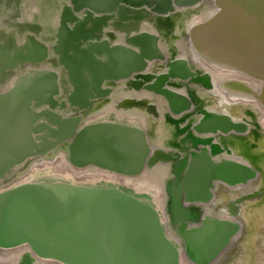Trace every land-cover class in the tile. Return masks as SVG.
I'll use <instances>...</instances> for the list:
<instances>
[{
	"label": "water",
	"instance_id": "water-1",
	"mask_svg": "<svg viewBox=\"0 0 264 264\" xmlns=\"http://www.w3.org/2000/svg\"><path fill=\"white\" fill-rule=\"evenodd\" d=\"M68 1L62 7L60 26L54 34L56 45L50 46L71 87L64 101L55 99L61 91L58 73L35 68L48 61L49 46L30 37L24 45L12 42L11 48L0 50V58L7 55L14 58L5 60L11 70L26 64L33 67L16 78L9 89L0 91V180L15 166L60 145L73 166L93 165L121 176H137L146 164L150 165L151 159L157 161L156 157L149 159L150 135L137 127L111 121L84 124L79 115L64 116L53 111L65 109L66 102L85 110L95 97L107 94L108 90L102 88L103 81L131 78L133 74H141L148 61L162 58L158 38L151 34L126 38L125 42L138 50L105 43L103 46L98 42L102 28L96 31V37L75 35V26L82 21L76 14L86 11L84 14L91 19L84 24L87 31L92 19H96L94 16L100 14L109 20L115 13L122 21H129V15L122 18L127 11L119 12L121 4L138 8L140 13L148 8L165 14L173 12L175 6L192 5L199 0H160L161 5L155 6L142 0H98V4L91 0ZM215 3L218 12L213 17L187 30L192 43L195 31L202 28L205 33L199 45L192 44L193 50L211 65L234 69L262 81V91L250 94L264 107V0H215ZM94 39L96 44L91 43ZM99 46L102 49L98 50ZM103 53L106 62L101 59ZM175 63L189 71L186 61L175 59L168 64V71L156 78L169 76V82L189 77L184 75L186 72L172 70ZM151 76L143 75L144 81H151ZM161 87L168 109L176 106L178 110L185 109L186 104L177 105L165 94L176 93L166 84ZM176 96L188 102L182 95ZM169 113L175 116L174 112ZM192 130L197 131V136L190 140L195 144H191L180 162V170L174 169L171 180V189L175 190L182 210L187 204H207L216 183L245 186L262 176L238 161L214 160L217 154L214 155L213 146L218 144L211 141L212 137H204L246 132L243 124L233 123L222 114L207 113L194 123ZM188 132L189 128L185 133ZM259 190L258 187L235 200H255L257 195L251 196L259 194ZM173 206L169 204L167 211L171 213ZM227 210L230 212L231 207ZM171 220L175 225L179 218L173 221L172 216ZM193 220L195 226H187V221L179 228L176 226L178 243H173L150 198L120 187L35 181L0 191V249L24 245L32 255L58 264H179L181 255L193 264H210L223 249L226 248V255L234 247L232 239L241 229L240 224L213 217L197 216Z\"/></svg>",
	"mask_w": 264,
	"mask_h": 264
},
{
	"label": "bare ground",
	"instance_id": "bare-ground-1",
	"mask_svg": "<svg viewBox=\"0 0 264 264\" xmlns=\"http://www.w3.org/2000/svg\"><path fill=\"white\" fill-rule=\"evenodd\" d=\"M18 1L20 0H14L15 5ZM39 1L40 0H29V3H31V5H35L34 9L36 11H38L42 6L37 5ZM51 1L52 2L49 6L51 16L46 20V25L55 26L56 28H59V16L62 15V7L66 5L68 0ZM142 1H148V3L150 4L153 3V6L161 5L160 0ZM91 2L98 4V0H91ZM215 4V1L211 3L209 0H199L198 2L192 5H186L182 7L175 6L173 12H167L165 14L155 13V15L157 16L156 20L145 18L146 16H150L151 13H154L148 8H146V12L140 13L138 8L132 6L129 7L128 5L121 4L120 8H122V11L119 10V12L127 11L125 15L122 14V18L125 19V16L127 15L131 17L129 18V21L122 22L123 26L131 24H139L141 26L143 24V28L141 27L137 29L135 33H131L129 31L125 32L124 41H122L124 43L121 44L115 42L112 43L107 40L108 35L106 33L112 27V25L110 27V22L115 21L118 15L112 13L109 20L106 19L103 14L96 15L94 16L96 19H92V24L90 23L89 29L85 31L84 24L86 23V21H90L91 19L84 14L85 10H82V13H77L76 16L79 17L80 15H83L84 18L79 25L75 26V35L82 34L85 37L95 35L96 37V31L102 28L100 31L101 39L98 42L102 43L103 46L105 43L106 45H121L129 47V49L131 48L134 50H138V48H133L131 45L126 43V38L141 33L151 34L158 38V47L162 54V58L148 61L146 67L142 70L143 72H141V74H135V76L133 74L131 75V78L129 77L127 79H117L113 81H107L108 79H106L105 81H103L102 88L108 90L107 94L117 91L121 92V89H124L128 92L131 91L132 88H136L137 90H143V92L140 93L139 101H137L138 104H140V108L142 110V118L140 124L136 125L129 123L128 121H119L114 118L106 119V117L108 116L107 110H104L98 114L94 113V116L93 114L90 115L86 112L80 114V112H76L75 110V114L71 115V111L73 112V110L67 108L65 110H57L56 108L53 111H56L57 113L62 114L64 116L79 115L84 124L111 121L126 124L131 127H137L138 129H141L150 135L148 140L149 147L152 149V154L149 156V159L152 157H156L157 161L153 162L151 159L150 165L146 164L143 172L133 177L121 176L100 169L93 165L82 168L74 166L76 169L82 171L89 169H97V171L105 173L101 175L93 174L84 175L82 177H76L74 174V170L69 166L71 163L68 161L67 154L65 153L64 148L60 145L59 147L50 150L42 156H36L27 161L26 163L15 166L12 171L5 176V178L0 180V191L11 188L18 184L35 181H55L84 186L113 185L115 187H120L122 189L129 190L132 193L140 194L142 196L146 195L147 197H149L150 201L153 203V205L159 212L161 222L164 225L167 237L173 243H178L176 226L179 228L182 223H184V221H187L186 224L189 227L195 226L196 221L193 219H195L197 216L201 217V219H203L204 217H213L240 224L241 229L232 239L231 245L234 247L229 250L226 255L225 252L227 250L226 248L223 249L220 252L219 256H217L210 264H264V190H261L264 188V107L260 104L259 101L253 99L250 94V92L254 90V92L262 91V81H257L254 78L249 77V75H245L244 73L235 71L234 69H225L224 67L211 65L210 63L201 60V58H199L198 55L194 52V46H192V44H194L195 46H197V42L198 45L200 44L201 38L205 35L204 31L201 30L202 28L195 31V37L193 35L194 43H192V39H188L187 35V30H190L191 27H195L200 25L201 23H204L218 12V7H215ZM179 9L186 10L184 13L179 14L177 12ZM141 14L143 16L141 18L138 17ZM135 18H139V20L137 21V19ZM39 23L41 24V26L45 27V24H43L41 18ZM147 24H154L157 30L161 28H171L174 34L172 36V41H175V47L171 50L170 45L167 43V41L166 44L160 45L159 37L155 33H150V31L146 30ZM55 33L56 32L54 30H49L45 31V36L43 35L44 40L48 42L47 46H49V49L50 46H53V43H55ZM66 33L67 31L65 32V34ZM67 34L65 37H68ZM62 37L63 36H61V38ZM91 43L96 44L97 41L94 39ZM103 46H99L98 50L102 49ZM48 56L50 55L48 54ZM101 59L106 62L107 56L103 53ZM175 59L186 61V63L188 64L189 71L184 65L176 63L171 65L172 70L182 74H184L183 72H186L187 74L185 73L184 75H189V77H186L181 80H169V82H167V79L170 78L169 76H166L165 78L161 77L158 78L157 82L152 84L153 86L151 85L147 88L144 87L145 85H150L151 83H153V80L155 79L154 77L158 76V74L166 73L168 71V64ZM194 62L196 64H202L207 69L209 68L217 72L218 74L230 73L238 76V78L227 79L219 85V88L223 93V95H221L220 97V100L216 99L214 94L205 95L203 94V91L199 90L202 102L200 105H198L199 102H197L194 98V94H196V91L193 95L187 91V89L190 88L191 85H189V82H187L188 78H195L197 79L196 81L198 83H203L204 86H208V88L210 89L213 88V84L211 76L208 73L204 74L201 71L197 70L196 66L194 65ZM60 66L61 65H54L53 63V66L42 67L52 70L58 73V75L60 76L59 83L61 91L59 95L55 97L58 102L59 100H62V91L65 93L67 89L68 94V88H71L66 83V80L64 78V71L62 70V66ZM38 67L41 66H35V68ZM146 74H152L151 78L153 79H151V81H144L143 75ZM161 80H165L163 84ZM164 84H166V87L170 91L176 93H165L167 97L177 105L186 104L187 106L185 107V109L178 110L177 106L175 107V109H172L171 107H169L168 109L162 95L164 93L161 92V86ZM152 89L155 91V94L150 93V90ZM107 94H104L101 97H95L91 101V106L98 103L99 101H103V98ZM177 94L185 97L188 102H185L179 96H176ZM248 104L257 105L259 106V108L262 109L261 124H255V127L258 129L257 134L253 136H246L244 135V132H241L243 134L238 136L237 134L239 133L232 131L231 133L226 135H218L216 138H214L215 136L212 135L203 136L212 137L211 141H214V143L218 144V146H213V148L215 149H213L215 151L214 155H216L217 153H223L224 151L227 152L228 157H215L216 161L218 159L238 161L243 165L245 164L253 168L262 176L256 182L252 184H246L245 186L238 185L231 187L227 186L226 184L216 183V186H214L211 192L213 193V197L207 204H187L183 208V210L185 209L183 211L182 208L179 206V202L176 201L177 198L175 196V190L171 189L173 182L171 180L175 173L174 169L175 171L180 170V162L182 161V159H185L187 154L186 152L189 148H191L194 143L193 141H190L191 137L193 138V136H197V131H193L192 126L194 125V123L202 119L204 117V114L212 113L225 115L229 117L231 122L243 124V126L246 127L247 131L249 129V126L246 123H242L240 120L242 115L241 112H243V109L245 108L244 106H247ZM169 111L174 112L175 116L171 115ZM184 126H187V129L189 128L191 133L188 132L186 134L185 132L187 129ZM262 128L263 130H261ZM181 136L185 138L181 140ZM203 136L199 135V137ZM175 146H178V148H180L179 152L182 153L184 158H181V156L174 157L172 151ZM56 150H60L64 152V154H61L60 156L56 157L54 161L49 162V169L51 170L50 173L45 172L43 174H39L37 173L39 172L37 171L38 169L34 168L35 170L33 169L29 175L24 176L21 180H17L14 182L17 175L16 173H14L16 168L25 166L32 160H38L41 157H45L46 159L50 160L54 156ZM232 150L237 153V156H232ZM158 159L160 160L158 161ZM170 159L171 161H166ZM173 161L177 162V164L170 165L169 163ZM10 176H12L13 178L8 179ZM153 186H156L157 189H150ZM248 186L254 188L251 191L256 190L258 187L260 188L258 192L259 194H253L251 196L253 197L254 195H257V197H255V200H247L244 202H240L241 199L239 198L240 200L238 199L235 204H230V213H218L211 211L210 206L214 200L220 199V201H230L232 199L233 190L243 191ZM219 191L220 193L222 192V196L219 195ZM248 193H245V195ZM169 194L170 196H168ZM171 203H173L174 206L170 213L167 210L169 208V204ZM209 207L210 209H208ZM231 211L232 214H236L239 212V218L237 221L235 220V215L232 216ZM172 216L173 221H176L179 218L175 225H172ZM21 250L25 251L24 256L18 254ZM30 253L31 252L29 251V249H27L24 245L9 249H0V264H58L53 260L36 257L32 255V253ZM179 264L193 263L188 258L183 257L181 255Z\"/></svg>",
	"mask_w": 264,
	"mask_h": 264
},
{
	"label": "flooded vegetation",
	"instance_id": "flooded-vegetation-1",
	"mask_svg": "<svg viewBox=\"0 0 264 264\" xmlns=\"http://www.w3.org/2000/svg\"><path fill=\"white\" fill-rule=\"evenodd\" d=\"M43 0H40L38 2L37 5L41 6L43 4L42 2ZM211 3L214 2L215 0H209ZM69 3V1L67 2ZM66 3V4H67ZM35 5H31V3H29V0H20L17 2V4L15 5L14 0H0V50L4 51L5 49L8 50L9 48H11L9 45L13 42L17 45H24L28 39L31 37L34 41H38L40 43H42L41 45L45 44L48 45V42H46L44 40L43 35L45 36V31L46 28L44 26H41V24L39 23L40 18H41V14H42V9L43 7L41 6V10L39 9L38 11H36L34 9ZM39 8V7H38ZM186 9H179L177 12L179 14L184 13ZM81 18V20H83L84 16L80 15L79 16ZM128 18V17H127ZM131 18V17H129ZM145 18H150L151 20H156L157 16L155 15V13H151L150 16H146ZM129 20V19H128ZM136 21V20H135ZM122 19L120 17V15H118L116 17L115 21L110 22V27L111 29L108 30L106 33L108 35L107 40H109L110 42H115V43H124L122 41H124V33L125 32H131V33H135L137 29L139 28H143V24L140 26L139 24H131V25H127V26H123L122 25ZM122 25V26H121ZM56 27L53 29L56 32ZM142 30V29H141ZM146 30L150 31V33H155L160 41L159 44H166L167 43L170 45L171 50L175 47V41H172V36L173 34V30H171V28H165V29H158L155 27L154 24H147V28ZM32 31V32H30ZM165 42V43H162ZM56 45V39H55V43H53V46ZM9 46V47H8ZM167 46V45H166ZM5 50V51H6ZM1 52H0V56H1ZM49 55L48 56V61L40 64V65H36V66H41V67H47V66H53L54 65H59L57 62V55L53 54L52 51L49 49ZM14 58L10 57L9 55H7L4 59L0 58V91H5L7 89H9L11 87V85L14 83V81L16 80V78H18L20 75L24 74L25 72L31 70V66H29L28 64L24 65L23 67H19L18 69H15V71L9 68V63L6 62L5 60H9L12 61ZM171 60V59H170ZM169 60V61H170ZM168 62V61H167ZM194 65L196 66L197 70L201 71L202 73H208L211 76L212 79V84H213V88L210 89L208 88V86H204L203 83H198L195 78H188L189 85L190 88L187 89V91L189 93H191L192 95L194 94V92L196 91V94H194V98L196 99L197 102H199L198 105L201 104L202 102V98L200 96V91H203V94H207V95H211L214 94L215 98L220 100L221 95H223L221 89L219 88V85L221 83H223L225 80L227 79H236L238 78V76L234 75V74H230V73H224V74H218L217 72L211 70V69H207L205 66H203L202 64H196L194 62ZM18 66H20L18 64ZM11 70V71H10ZM14 71V72H13ZM161 74H158V76H160ZM157 76V77H158ZM155 79L153 80V82H157L158 78H156V76L154 77ZM154 84V83H152ZM153 86V85H152ZM153 90V89H152ZM143 90H137L136 88H132L131 91H126L124 89H121V92L117 91V92H113V93H108L104 98L103 101H99L98 103L92 105L91 107L85 109V110H79L77 107L75 106H70L67 104V109H72L73 112L71 111V115L75 114L74 110L76 112H80L81 113H88V114H98L104 110L108 111V116L106 117V119L109 118H114L117 119L119 121H128L129 123L132 124H140L141 122V118H142V110H141V106L140 104H138L137 101H139V96L140 93H142ZM150 93L155 94V91H151ZM67 94V89L66 92L64 93L62 91L61 97L62 100L63 98H65ZM153 99V98H151ZM61 100H59L60 102ZM64 101V100H63ZM245 108L243 109V112H241V122L242 123H246L249 126V129L244 132V135L249 136V135H255L258 133V129L255 127L256 123H260L261 124V108H259V106L257 105H247L244 106ZM65 108V109H66ZM62 109V110H65ZM57 110H59V108H57ZM68 114V113H66ZM246 121V122H245ZM187 129V126H184ZM263 127V126H262ZM263 130V128L261 129ZM243 133H239L237 134L238 136L242 135ZM185 137L181 136V140L184 139ZM224 149V148H223ZM180 148H178V146H175L173 148L172 154L175 156H181V158H184V156L182 155V153L179 152ZM171 152V151H170ZM217 153V152H216ZM61 154H64V152L60 151V150H56L54 153V156L52 157V159H46L45 157H41L38 160L34 159L32 160L30 163H28L25 166H22L20 168H16L14 173H16V178L14 180H21L22 177L27 176L30 174V172L36 168L38 169L37 173L39 174H43L45 172L50 173V169H49V162L54 161V159L58 156H60ZM220 156H224V157H228V154L226 151H224L223 153H217L216 158H219ZM232 156H237V153L232 150ZM216 158L214 157V160H216ZM170 165H174L177 164V162H171L169 163ZM43 165V166H42ZM73 170H74V174L76 177H82L84 175H93V174H105L101 171H97V169H89V170H78L76 169L73 165H69ZM35 170V169H34ZM13 178L12 176H10L8 179ZM104 180V179H101ZM150 189H157L156 186H153ZM254 188L251 186H248L247 188H245V190L243 191H239V190H233L232 191V199L230 201H224V200H214L211 204V211L213 212H218V213H230L227 209H229L230 207L227 208V205L229 203L231 204H235L237 200H235V198L240 197V195H244L245 193H250L251 190H253ZM220 196H222V192L220 193V191L218 192ZM210 207L208 209H210ZM217 207V208H216ZM239 207V205H238ZM232 214V211H231ZM235 215V218H239V213L236 214H232V216ZM19 255H25V251L21 250L18 253Z\"/></svg>",
	"mask_w": 264,
	"mask_h": 264
},
{
	"label": "rangeland",
	"instance_id": "rangeland-1",
	"mask_svg": "<svg viewBox=\"0 0 264 264\" xmlns=\"http://www.w3.org/2000/svg\"><path fill=\"white\" fill-rule=\"evenodd\" d=\"M51 2H52L51 0H44L42 4L43 12H42L41 19H42L43 24H45L46 31L53 30L55 28V26L46 25L47 24L46 20L51 16L50 14L51 12L49 10V6Z\"/></svg>",
	"mask_w": 264,
	"mask_h": 264
}]
</instances>
